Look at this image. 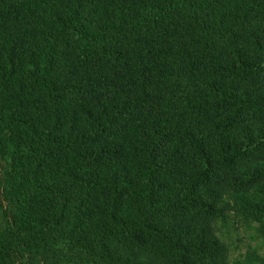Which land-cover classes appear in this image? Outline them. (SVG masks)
I'll list each match as a JSON object with an SVG mask.
<instances>
[{
	"label": "trees",
	"instance_id": "16d2710c",
	"mask_svg": "<svg viewBox=\"0 0 264 264\" xmlns=\"http://www.w3.org/2000/svg\"><path fill=\"white\" fill-rule=\"evenodd\" d=\"M0 163V264H231L224 216L264 222V0H0Z\"/></svg>",
	"mask_w": 264,
	"mask_h": 264
},
{
	"label": "rangeland",
	"instance_id": "374dc122",
	"mask_svg": "<svg viewBox=\"0 0 264 264\" xmlns=\"http://www.w3.org/2000/svg\"><path fill=\"white\" fill-rule=\"evenodd\" d=\"M3 164L0 163V178ZM1 208L8 220L11 219L6 203L1 199ZM221 239L230 246L231 264H264V222L245 223L241 216L226 214L220 223ZM15 264L21 263L19 259Z\"/></svg>",
	"mask_w": 264,
	"mask_h": 264
}]
</instances>
